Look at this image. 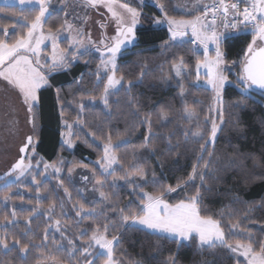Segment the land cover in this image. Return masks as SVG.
Returning a JSON list of instances; mask_svg holds the SVG:
<instances>
[{
  "label": "trees",
  "instance_id": "trees-1",
  "mask_svg": "<svg viewBox=\"0 0 264 264\" xmlns=\"http://www.w3.org/2000/svg\"><path fill=\"white\" fill-rule=\"evenodd\" d=\"M160 3L168 17H186L174 10L172 0ZM133 7L141 13L135 43L118 59L116 76L123 77V86L109 96L107 107L99 99L103 93V83L97 85L95 75L99 59L91 52L63 68L45 71L48 84L38 91L32 111L34 144L29 160L40 167L54 164L60 171L48 179L37 172L39 184L27 180L6 184L0 178V264H104L108 258L90 243L97 229L108 239L118 237L112 247L115 264H237L222 245L199 247L125 224L123 216L142 214V192L157 195L178 183L181 188L164 196L168 203L199 192L201 215L220 221L228 243H248V234L254 242H264V92L243 93L237 81L251 34L223 38L221 49L230 68L225 74L231 83L223 89L221 125L210 144L208 124L203 138L193 139L184 113L194 111L199 121L210 114L212 92L194 84V67L202 60V52L188 41L171 42L165 27L153 26L154 18L160 16L156 4ZM37 12L35 7L0 5V39L11 43L25 34ZM63 23L62 11H52L43 29L55 31ZM181 60V75L176 77L173 69ZM146 115L150 125L143 122ZM66 131L72 147L62 143L61 132ZM109 137L114 145L124 142L113 150L114 170L103 176L96 161ZM194 167L196 174L189 181ZM69 169L74 170L72 176ZM82 170L103 182L102 204L92 203L79 192ZM137 173L146 177L139 187L112 183ZM5 195L10 199L5 201ZM53 204L54 211L48 212ZM80 206L94 209L95 214L77 216ZM56 220L61 222L59 230ZM84 247H88L87 256Z\"/></svg>",
  "mask_w": 264,
  "mask_h": 264
},
{
  "label": "snow or ice",
  "instance_id": "snow-or-ice-1",
  "mask_svg": "<svg viewBox=\"0 0 264 264\" xmlns=\"http://www.w3.org/2000/svg\"><path fill=\"white\" fill-rule=\"evenodd\" d=\"M20 5H37L39 11L35 17L31 20L27 32L19 35L11 43L5 39H0V78H3L9 84L18 89L23 98V103L27 105L28 111L32 112L36 107L39 97L38 91L48 84V76L42 69L48 71L63 68L71 61H75L79 55H83L91 51L89 45L94 44L90 38L87 43H84L80 37L84 35L81 29L76 30V37H73L69 47L66 49H58L56 43L60 37L61 29L53 31L49 29L47 34L44 33L41 21L45 17V14L49 11L48 0H17ZM86 3L92 7L103 5L107 8L108 12L116 21V34L110 39L113 43L108 44L104 39L100 41L103 45L104 51L101 52L100 48L95 50L101 55V62L97 66L95 73L97 85L103 83V93L100 96V101L107 107L109 103V96L114 91H118V86H123V77L117 78L116 71L117 56L122 53V48L131 44L134 39V29L139 23V16L141 13L137 8L132 7L130 2L121 3L120 0H86ZM240 3H244L246 6L241 9ZM156 5L159 10L164 12L165 5L160 3V0H156ZM204 11L193 17L192 19H175L168 17L164 12L165 21L168 25L170 37L173 41L179 39L183 42V38L189 35V29L191 33V43L198 44L204 49L203 60H197V79L199 80V70L205 69V84L211 86V89L215 92L214 99L219 102L221 99V92L227 83H231L228 76L225 75L226 71H229V65L226 61V54L221 49L224 34L215 31L216 17L219 14L220 17L227 18L231 13L234 20L239 19L240 23L245 29L250 26L251 42L247 45L244 57L240 61L241 73L237 76V81L243 85L245 92L250 91L253 86L264 90V0H237L235 3H228L227 0H212L211 4L203 5ZM119 9L120 11H118ZM130 17V23L125 21L124 14ZM211 15L212 20L210 23H206L207 17ZM242 17V19H241ZM164 21L156 20L157 24ZM227 26V25H225ZM64 26H62L63 28ZM67 29L71 30L72 25L67 24ZM105 27V25H102ZM232 27L235 28L236 24L233 23ZM5 35L8 33V29H3ZM51 41L52 43V55L51 62L49 63L45 59L44 64H41V45L45 41ZM209 44L214 45L215 55L209 56ZM167 43L164 47H167ZM198 50V49H194ZM69 53L71 55L69 56ZM235 63V62H233ZM183 60L179 65H175L176 76L181 75ZM111 74H108V73ZM107 76L106 82L103 80V76ZM132 82L129 81L128 85L131 86ZM183 95V93H181ZM95 97H90L91 101H95ZM81 104V108H83ZM187 112V109H185ZM192 113L188 114L187 118H191ZM143 122L151 124L149 116L143 118ZM207 122V121H206ZM69 127H71L69 125ZM217 134V125L213 121L211 127L210 137L214 139ZM198 138H203L202 132L194 133ZM147 140V137H146ZM113 144L111 138L106 144H104V155L100 160L96 161L98 166L102 169L103 173L111 174L110 170H114L113 166L117 163V157L113 154L115 147L119 146ZM65 143L71 146V141L66 140ZM32 144V137L27 138V143L20 149L21 153L25 152L27 147ZM201 150H206V145H201ZM25 157H21L13 166L11 171L7 175H11L12 172H18L19 176H23L26 172H29L32 165L24 163ZM63 163V161H61ZM206 167V165H205ZM45 171L48 168H53L54 173H59L60 169L54 164H45ZM73 169H69V172ZM196 174L195 167L193 173L189 176V181L193 179ZM17 176V179H19ZM138 178L145 180L146 177L143 174L137 173L136 177H120V179H133ZM155 182V178H153ZM33 182L39 184L33 176ZM61 185L63 181L60 182ZM98 184L103 186L102 181H97ZM187 183V182H185ZM182 185L178 183L176 187L168 186L164 188L159 194L152 195L149 193H142L141 195L146 198V201H142L139 205L142 215L123 216V220L127 222L129 219L133 223L144 226L147 229L157 230L170 234L173 237H179L182 240L189 239L193 234L198 235L201 245H207L213 247L217 244L224 246L230 252L236 253L238 257H243L246 264H264V242H254L250 234H248V243L236 242L235 244L228 243L225 238L224 230L220 226V221L213 219L210 216H202L198 205L200 200V194H196L180 200L178 203L170 204L164 196L181 188ZM67 193V189H65ZM102 198L105 197L103 192L100 193ZM10 199V195H5L4 200ZM55 205H50L48 212H53ZM33 211H38L33 209ZM121 209V214H123ZM94 215L95 210L84 209L80 206L77 211V216L81 215ZM15 213L13 212V216ZM51 219V216H49ZM60 221L56 220L55 225L57 230L60 228ZM237 225H232V228H236ZM86 234V230L81 233ZM243 234V233H241ZM114 241H118V237L113 236L112 239H108L105 234H102L97 229L91 236L90 243H94L101 250H106L108 259L105 264H115L112 257V244ZM3 243V241H0ZM18 243V242H16ZM254 244L256 246H254ZM7 248V244H4ZM23 251V249H22ZM85 256L89 254L88 247L83 248ZM103 254V252H101ZM74 255V253H70Z\"/></svg>",
  "mask_w": 264,
  "mask_h": 264
},
{
  "label": "rangeland",
  "instance_id": "rangeland-1",
  "mask_svg": "<svg viewBox=\"0 0 264 264\" xmlns=\"http://www.w3.org/2000/svg\"><path fill=\"white\" fill-rule=\"evenodd\" d=\"M173 1V7L174 10L177 12L181 13H192L195 11V9L201 6L202 1L201 0H172ZM121 3L124 2H130L131 6L133 7L136 4H141V3H148V4H156L155 0H120ZM0 5H12V6H18L19 8H24V7H35L39 11V7L37 5H20L17 0H0ZM48 9L49 11L45 14V17L42 19L41 24L43 28V22L45 18L52 12V11H62L63 16H64V23H63V28L61 27V34L60 37L57 39L56 43L58 45V49H66L69 47V44L71 43V40L73 37H76L77 29H81L84 33L80 39L83 40L84 43L88 42L89 39V34L90 38L94 44L89 45L91 48V53L98 57L99 59V64L101 62V55L99 52H97L95 49L100 48V51H104L103 45L100 44V41L102 39L105 40L106 43L111 44L113 41L110 39L116 34V21L115 19L111 16V13L108 12L107 8H105L103 5H98L96 7H92L86 3V0H48ZM120 11L119 9H117ZM160 16H163L162 11H160ZM159 16V17H160ZM125 21L130 23V17L125 13L124 14ZM161 20L164 21L160 24L156 23V20ZM181 19H191V17H185ZM179 20V19H177ZM67 24H71L73 27L71 30L67 29ZM102 25H105V27H102ZM138 26V24H137ZM136 26V27H137ZM153 26L157 27H165L168 31L169 37H170V32L168 30V25L165 21V18H154L153 21ZM135 27V28H136ZM135 30V29H134ZM44 33L47 34V30H44ZM250 33V27L248 29H245L243 33ZM189 35L191 33L189 32ZM252 35V34H251ZM188 37V36H185ZM184 37V38H185ZM183 38V39H184ZM171 39V37H170ZM172 41V39H171ZM176 41H179L177 39ZM61 42H65V47H62ZM251 42V41H250ZM135 43V37L132 40V43L123 47L122 48V53L125 49L130 48L132 45ZM199 50L203 54L204 58V49L202 46H199ZM118 54L117 56V62L119 57L122 55ZM209 56H214L215 55V48L214 45L209 44V51H208ZM51 55H52V43L51 41H45L43 45H41V64H44L45 59L48 60V62H51ZM71 53H69V56ZM202 58V60H203ZM230 69V68H229ZM46 71L47 69H42ZM197 68L196 64L194 67V74H195V81L194 84L198 87H203L212 92V104H211V110L209 116L204 120V121H199L198 115L192 111L187 109V112L184 110L185 117H188L189 113H192L191 118H187L189 120V131L192 135L193 139H198L194 135V133L197 132H202L205 124H208V130H209V136H208V143L212 144L214 139L210 137L211 133V127L213 121L217 125V133L221 125V116H220V105H221V99L219 102H217L214 97H215V92L211 89V86L205 84L206 76H205V69L201 68L199 70V80L197 79ZM173 73L176 76V71L175 67L173 69ZM108 74H111L110 72ZM226 75V74H225ZM178 77V76H176ZM105 78L107 80V76L105 75ZM117 78H120L117 76ZM227 83L226 85H228ZM225 85V86H226ZM120 86H118L119 88ZM224 89V88H223ZM239 90L243 93L250 94V91L245 92L243 90V87H240ZM223 92V90H222ZM222 92H221V98H222ZM32 119V112L28 111V107L26 104L23 103V98L21 94L19 93L18 89H16L14 86L9 84L7 81H5L3 78H0V178L4 179V183H15L18 182L19 180H27L29 183L34 184L33 182V176H36L37 172H40L41 178L48 179V177L51 174H56L54 173L53 168H48L47 171H45L44 165L40 167L38 164L33 165L30 162V155L32 153V146H33V139H32V144H30L25 152L21 153L20 149L24 147V145L27 143V138L32 137V129H31V121ZM207 121V122H206ZM64 126V125H63ZM68 131V130H67ZM61 132V138H62V143L66 146H69V144L65 143L66 140H69V132ZM217 135V134H216ZM72 147V144L71 146ZM104 155V151H103ZM102 155V156H103ZM25 157L24 163L25 164H31L32 167L29 170V172H26L23 176H19L18 172H12L11 175H7L11 169L12 166L20 160L21 157ZM100 160V159H99ZM48 164V163H46ZM116 166V164L113 166ZM96 167L99 169V171L102 173L103 176H107L108 174L103 173L102 169L98 166L96 163ZM74 171V170H73ZM71 171L69 174L74 173ZM113 170H110L112 172ZM83 172L79 176V182L78 184V189L79 192L83 197L91 201L92 203L94 202H99L103 203L104 199L100 196V193L102 192V186L97 183L96 180H94L92 173H88L86 171H81ZM17 176H19V179H17ZM131 177H136V176H131ZM128 183V184H133L137 187L141 185L142 180L138 178H133V179H123L121 181H112L113 184H118V183ZM142 193H147V192H142ZM144 198V201H146V198ZM142 215V214H141ZM125 222V221H124ZM125 224L133 227H137L140 229H143L147 232L150 233H155L158 235L165 236L170 239L177 240L178 242H186V243H195L199 247L202 246H207V245H201L200 240L198 235L193 234L189 239L187 240H182L179 237H173L170 234L160 232L157 230H152V229H147L142 225L135 224L132 222L131 219H129ZM55 229L54 227H52ZM96 231V230H95ZM102 234H105L102 231H99ZM92 236V235H91ZM91 240V237H90ZM116 241L113 242V245L115 244ZM93 246L97 247L99 250V253L103 252V255H105L108 258L106 250H101L97 245L92 243ZM219 245V244H217ZM232 253V252H231ZM233 256L236 259L237 264H246L244 261L243 257H238L236 253H232ZM105 264V263H104Z\"/></svg>",
  "mask_w": 264,
  "mask_h": 264
},
{
  "label": "built area",
  "instance_id": "built-area-1",
  "mask_svg": "<svg viewBox=\"0 0 264 264\" xmlns=\"http://www.w3.org/2000/svg\"><path fill=\"white\" fill-rule=\"evenodd\" d=\"M228 3H235L237 0H227ZM212 0H205L203 5L205 4H211ZM203 5L201 6L200 10L198 11L197 15L201 14L204 11ZM246 5L244 3H240V8L243 9ZM242 19V17H241ZM212 20V16L209 15L206 19V23H210ZM235 23L236 27L233 28L232 24ZM227 25V26H225ZM250 27V26H249ZM243 30H245L244 26L240 23V20H234L231 13L228 15L227 18L220 17L219 14L216 17V24H215V31L218 33L224 34L223 38L231 37L234 35H237L241 33ZM192 37L189 38L188 43L190 46L194 49L198 48V44L191 43Z\"/></svg>",
  "mask_w": 264,
  "mask_h": 264
},
{
  "label": "crops",
  "instance_id": "crops-1",
  "mask_svg": "<svg viewBox=\"0 0 264 264\" xmlns=\"http://www.w3.org/2000/svg\"><path fill=\"white\" fill-rule=\"evenodd\" d=\"M202 1V4L204 3V1L205 0H201ZM202 4H201V6H202ZM200 6V7H201ZM200 7L198 8H196L195 9V11L194 12H192V13H190V14H188V13H181V12H177V13H179V14H181V15H184V16H186V17H191V19L193 18V17H195V16H197V13H198V10L200 9ZM158 18H165L164 16H160V17H158ZM189 32H190V29L188 30ZM170 38V37H169ZM189 38H191V35H188V37H185L184 39H183V42H185V41H187ZM170 41H171V39H170ZM171 42H179V41H171ZM181 42V41H180ZM198 49H199V47H198Z\"/></svg>",
  "mask_w": 264,
  "mask_h": 264
},
{
  "label": "water",
  "instance_id": "water-1",
  "mask_svg": "<svg viewBox=\"0 0 264 264\" xmlns=\"http://www.w3.org/2000/svg\"><path fill=\"white\" fill-rule=\"evenodd\" d=\"M253 90H259V91H263L264 92V90H262V89H259V88H257V87H255V86H253V88H252Z\"/></svg>",
  "mask_w": 264,
  "mask_h": 264
}]
</instances>
